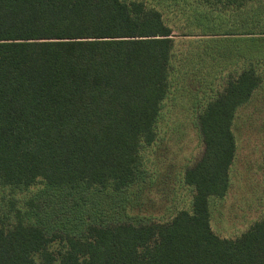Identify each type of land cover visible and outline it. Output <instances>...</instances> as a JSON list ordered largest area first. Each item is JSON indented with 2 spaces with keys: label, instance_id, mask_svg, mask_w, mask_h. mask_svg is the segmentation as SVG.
Returning <instances> with one entry per match:
<instances>
[{
  "label": "trees",
  "instance_id": "obj_1",
  "mask_svg": "<svg viewBox=\"0 0 264 264\" xmlns=\"http://www.w3.org/2000/svg\"><path fill=\"white\" fill-rule=\"evenodd\" d=\"M201 1L240 11L250 0ZM172 36L139 1L0 0V185L128 189L175 78ZM239 41L247 46L233 60L228 40L203 41L214 67L236 70L197 114L202 151L183 175L189 210L168 222L88 225L55 252V236L19 219L0 227V264H264V218L235 239L210 227V200L229 189L236 113L264 76V37Z\"/></svg>",
  "mask_w": 264,
  "mask_h": 264
},
{
  "label": "rangeland",
  "instance_id": "obj_2",
  "mask_svg": "<svg viewBox=\"0 0 264 264\" xmlns=\"http://www.w3.org/2000/svg\"><path fill=\"white\" fill-rule=\"evenodd\" d=\"M122 1H139L161 13L172 31L173 68L179 74L172 78L162 118L156 123L155 141L139 150L137 177L128 189H59L40 181L28 188L0 185V227L9 228L19 219L37 226L48 237L55 236L49 246L54 252L66 236L84 235L88 225L168 222L177 212L190 209L191 191L183 175L202 151L195 129L197 115L191 107L203 98L200 87L207 88L209 97L217 96L228 72L236 70L212 68L203 41L228 40L222 48L224 60H233L247 46L239 40L264 37V0H250L240 11L210 7L201 0ZM249 30L251 35H241ZM258 49L251 47L249 53ZM259 76V89L234 121L236 154L229 189L209 203L210 227L219 238L235 239L264 218V76Z\"/></svg>",
  "mask_w": 264,
  "mask_h": 264
},
{
  "label": "crops",
  "instance_id": "obj_3",
  "mask_svg": "<svg viewBox=\"0 0 264 264\" xmlns=\"http://www.w3.org/2000/svg\"><path fill=\"white\" fill-rule=\"evenodd\" d=\"M175 61H176V59H175ZM174 61V62H175ZM212 68H215L214 66H212ZM222 69V68H221ZM222 70H228V69H222ZM174 72H175V75H173L175 78H176V73H178V71H177V69H176V67L174 68ZM179 74V73H178ZM203 89V90H202ZM205 89H207L206 87H200V89H199V97H203L202 98V100L201 101H199L198 102V104L196 105V106H192L191 107V109H192V111L194 112V113H196V115L199 113V111L201 110V108H202V105L210 98L208 95H207V90H205ZM206 96H208L209 98H206ZM247 104V103H246ZM244 106V105H243ZM242 106V107H243ZM241 108V107H240ZM239 108V109H240ZM238 109V110H239ZM238 112V111H237ZM163 114V113H162ZM236 115H237V113H236ZM197 117V116H196ZM161 118H162V116H161ZM235 158V157H234ZM233 163V162H232ZM231 168V167H230ZM229 175H230V170H229ZM229 184H230V181H229ZM230 186V185H229ZM227 193V192H226Z\"/></svg>",
  "mask_w": 264,
  "mask_h": 264
}]
</instances>
